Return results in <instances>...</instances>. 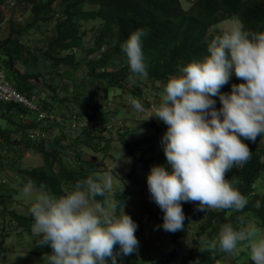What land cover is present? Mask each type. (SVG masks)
Wrapping results in <instances>:
<instances>
[{"label": "trees", "instance_id": "16d2710c", "mask_svg": "<svg viewBox=\"0 0 264 264\" xmlns=\"http://www.w3.org/2000/svg\"><path fill=\"white\" fill-rule=\"evenodd\" d=\"M15 3L24 5L23 11L29 12L30 17L28 22L22 25L14 20L6 23L0 14V29L2 24L5 25L4 31L0 33V68L5 70L9 82L21 93L28 96L39 95L42 110L69 116L76 112H72L70 108L69 113L57 111L56 108L62 101L42 87L40 90L32 81L41 78L43 74H60L58 68L63 66L71 68V72L67 74L71 77L73 71L76 73L82 66H87L89 80L102 90L103 94L99 99L97 94L93 93L88 100L90 91L86 90L82 95L77 93L74 98L77 108L81 109L77 114L91 122V125L82 131L88 136L86 147L93 145L91 147L99 154L103 153L104 159L108 160L110 157L107 154L118 140L117 132H120L118 143H122L133 160L131 172L125 174L128 182L122 180L123 191L118 194L113 191L114 204L117 205L121 202L125 204L134 193L133 186L141 184L137 180L139 171L149 173L153 165H164L171 171V166L167 165L164 151L156 152L153 138L144 137L131 142L128 140V137L132 136L129 127L124 128L122 122L114 123L118 114H123L122 106L125 105V96L120 94L117 102L112 101L115 106L113 113L109 111V100L115 95V90L128 91L126 97L132 101L141 96L143 89L152 85L161 84L164 88L170 77L181 74L182 67L192 60L202 59L207 54L208 44L216 35L221 34L211 32V29L224 20L238 18L245 30L264 31V0H0V7ZM137 29L144 32L142 50L148 77L137 78L130 84L127 79L130 74L129 66L121 44ZM50 31L52 34L48 35ZM34 33H42L43 37H47L39 41H23L28 39V36L36 35ZM88 36L92 38L90 41L86 40ZM39 44H44V48H40ZM75 48L86 51L82 62L77 57L78 52L73 51ZM42 60L46 73L30 69ZM23 67L26 70H23ZM242 82L244 81L237 79L233 74L229 82L221 88V92L230 93L233 84ZM73 84L72 88L75 90V82ZM214 99L216 108L219 109L222 106L219 97ZM141 103L143 104L142 101ZM0 120L9 124L3 127L0 122V137L6 141L4 144L7 148L8 144L23 142L29 150L42 154L44 159V166L16 170L13 177L0 174V215L8 217L7 223L0 221V237L11 235V228L14 227L18 234L26 231L33 235L31 215L6 209L8 201L19 192L16 185L23 186L31 181L37 188L43 184L54 194L61 195L63 187L90 175H102L105 171L101 172L97 170L96 165L82 160L81 155L76 152L80 143L79 135L73 136L62 122L52 121L50 118L40 121L36 111H29L22 105L15 104H2ZM25 121L29 124L24 125ZM144 125L157 127L149 122ZM37 133L42 134L39 137ZM45 134L48 135L47 139L42 138ZM263 137L264 134L258 135L255 143L245 140L252 153L250 161L242 167L234 166L225 175L226 179L238 181L234 186L249 201L245 209L242 212L213 209L197 211L196 203L182 202L185 213L184 230L168 232L172 248L168 252L160 249L162 258L157 264H194L197 259L200 264H218L229 254L221 252L218 247V233L224 224L231 223L239 229L241 226L237 217L243 216L245 220L253 217L258 226H264V194L259 192L264 189V146H260ZM2 148L5 147L0 144V161L9 154L8 152L4 155ZM100 164L104 166L103 162ZM116 209L121 211L119 207ZM163 216L156 220L163 224ZM192 226H195L192 248L182 257L183 239L189 235ZM153 234L154 231L151 230L147 237ZM202 237L209 241L207 248L200 245ZM212 243H216L215 248L211 246ZM114 250L119 251V245H116ZM52 251L50 246H45L42 251L34 252L43 254ZM124 257L119 256L117 264H123ZM226 264L238 263L232 260ZM244 264L254 262L249 259Z\"/></svg>", "mask_w": 264, "mask_h": 264}, {"label": "clouds", "instance_id": "9594fccd", "mask_svg": "<svg viewBox=\"0 0 264 264\" xmlns=\"http://www.w3.org/2000/svg\"><path fill=\"white\" fill-rule=\"evenodd\" d=\"M143 35L137 29L121 44L130 84L148 77ZM206 51L202 59L192 60L180 69V75L169 78L148 117L168 126L161 144L171 171L153 165L147 176L150 198L164 213L158 227L165 232L184 230L182 202L196 203L197 211L235 212H242L249 203L234 186L238 181L225 175L250 161L252 153L244 141L255 143L264 134V31L245 30L236 22L216 35ZM233 74L244 82L222 93ZM214 97H219V109ZM131 104L139 113L146 111L139 99ZM113 180L111 171L90 175L63 187L61 195L43 184L37 189L31 181L23 186L25 197L34 201L29 212L37 244L53 250L48 256L50 264H109V258L117 264L119 256L138 252V224L122 202L111 203ZM117 207L121 209L118 215ZM237 220L244 225L243 216ZM116 245L119 251L114 250ZM200 245L207 248L209 241L202 237ZM211 246L215 248L216 243ZM238 246L250 249L254 264H264V234L251 222L239 229L231 223L221 227L219 250L233 254ZM194 264H200L199 260Z\"/></svg>", "mask_w": 264, "mask_h": 264}, {"label": "rangeland", "instance_id": "374dc122", "mask_svg": "<svg viewBox=\"0 0 264 264\" xmlns=\"http://www.w3.org/2000/svg\"><path fill=\"white\" fill-rule=\"evenodd\" d=\"M23 7L24 5H17L16 3L15 5L1 6V17L4 18L6 23L14 20L15 22H18L22 25L26 24L29 20L30 14L29 12L24 13ZM236 22L242 24V22L238 18L224 20L219 25L212 28L211 32L222 33L223 30L230 28ZM4 29L5 25L2 24L0 33H2ZM51 34L52 32L50 31L48 35ZM44 37L42 33H37L36 35L28 36V39L25 38L23 39V41L28 42L30 39L39 41L41 39H44ZM91 39V36H88L86 38V40L88 41H90ZM38 46L40 48H44V44H39ZM85 55L86 51L82 52L81 50H79L77 55L79 61L82 62ZM43 61L44 60H42L39 64L32 65L30 69H33L34 72H37V70H41L46 73V66ZM22 69L26 70L24 69V67ZM70 69L71 68H67L66 66L60 67L58 68L60 74H52V72L50 75L43 74L41 75V78H36L32 81V83L39 89L40 87L44 88L53 97L62 101V104L58 105V107L56 108L57 111L62 113H69L70 108L72 112L80 113L81 109L77 108L78 105L74 101L75 95H77V93H79V95H82V93H85L86 90H89L90 95L88 100H90V97L93 93L97 94L98 98L100 99L103 92L102 90H99L96 85H93L89 80L87 66H82L81 69H79L76 73L73 71V76L68 77L67 74L71 72ZM53 70L54 69H52V71ZM73 82H75V90H73L72 88V86L74 85ZM65 86L67 87L65 88ZM162 90L163 85H152L148 88L143 89V93L141 94V96H137V99L143 102V106L146 109L144 113H139L132 107L131 100H128V98L126 97L128 91L123 90L122 92H119L115 90V95L113 94L112 99L109 100V111L113 113L115 107L113 102H117V100L120 98V94H122V96H125V99H122L125 103V105L122 106V108L124 107L123 114L121 115L120 112L118 114V117L115 118L114 123L121 124L122 122L124 123V128L128 129L129 127V130L132 131V136L128 137V140H130L131 142L144 137H148L151 139L153 138V144L156 146L157 153L163 151L161 140L166 133L168 126L163 121H160L155 117H152L150 119H148V117L153 114L152 106L159 104ZM50 102L52 103L53 101L51 100ZM0 122L3 127L9 126V124H7V121L0 120ZM145 122L154 123L155 125H157V127H145ZM26 124H29V122L25 121L24 125ZM117 130L118 128H116V131ZM75 133L76 136L79 135L78 141L80 142L78 144L79 147L77 145L78 150L76 147V152L78 151L77 153L81 155V157L83 158L82 160L85 163H92L96 165L98 167L97 170L101 172L111 171L114 178L113 191L115 190L114 192L117 194L122 192L124 189V183L122 182V180L128 182V177L125 176V174L131 172L133 168V160L129 156L128 151L122 145V143H118L121 138L120 132H117L118 140L114 143L112 150L109 151L110 153L108 152L109 154H107V156L112 158V160H110V158L108 160L104 159V154H99L97 151H95L94 148L91 147L93 145L89 144L86 147L88 136H86L82 132V130ZM14 136L16 139V134ZM0 140L4 139L0 137ZM4 142L6 141L4 140L0 142L1 146L5 147L2 148V152L4 155L8 152L9 154H6L5 158L1 159L0 161V174H6L8 177H13V173L16 172V170L31 169L44 166V159L42 154L34 150H29V148H27L25 144H23V142L19 144H8L9 148L6 147V144H4ZM90 143L96 144V142ZM260 146H264V137L261 141ZM15 159H18V161H9ZM14 162L17 163L15 164ZM101 162H103L104 166H101ZM148 174L149 173H145L142 170L139 171L137 180H139V183L141 184H139V186H133L135 187V189H133L134 193L124 204L125 212L130 214L133 220L138 224L136 233H138L137 238L140 242V245L138 252L124 257L123 264H157L162 258L160 256V249L168 252L172 248L170 240L168 239L169 233L165 232L162 227H158L162 225V223H160L156 219L158 217H162L164 213L159 208V206L150 198V193L147 185ZM123 176L125 177L123 178ZM23 186H21V184L18 185V187L17 185L15 186L19 192L11 201H8V203L6 204L7 207H5L7 210L14 209L19 213L26 214L28 216L31 215L29 212V208L34 201L33 197H25V195L23 194ZM259 192L264 194V189L259 190ZM114 199L115 197L112 196V204H114ZM115 211L117 215L120 213V211H118L117 209H115ZM247 217H249L248 214ZM243 218L244 225H241L239 222L240 226H245L249 222H251L260 229L261 234H264V226H258L257 222H255L256 220L253 219V217L246 220L245 217ZM7 220V216L4 217L0 215L1 222L7 223ZM11 229V235L5 236L3 238L0 237V264H50L48 256H50L52 252L43 254H36L34 252L42 251L45 248V246L41 247L37 244V240L39 238L36 240V236L31 235L26 231L18 234L15 227ZM151 230L154 231V234L151 237H147L149 236L148 234L151 232ZM194 238L195 226H192L189 235L183 239V249L181 253L182 257H185L188 251L192 248V239ZM244 253L245 255H242ZM249 253L250 249H248L247 247L238 246V251L236 253H229L228 255H226V258H223V260H221V262L218 264H226L232 260L236 261L238 264H244L250 259Z\"/></svg>", "mask_w": 264, "mask_h": 264}, {"label": "built area", "instance_id": "2783aa9c", "mask_svg": "<svg viewBox=\"0 0 264 264\" xmlns=\"http://www.w3.org/2000/svg\"><path fill=\"white\" fill-rule=\"evenodd\" d=\"M42 103L39 99V95L33 94L32 96L25 95L21 93L15 85L9 82L6 73L3 69L0 68V109L1 104H17L22 105L25 109L30 111H36L39 116L40 121L50 118L52 121L62 122L68 132H72V135L75 136L77 131L88 128L91 125V122L88 121L85 117L75 113L70 114L69 116L56 115L55 113H48L41 109L40 104ZM38 136L42 133H37ZM36 134L33 136L35 137ZM48 135H43V139H47Z\"/></svg>", "mask_w": 264, "mask_h": 264}, {"label": "bare ground", "instance_id": "6f19581e", "mask_svg": "<svg viewBox=\"0 0 264 264\" xmlns=\"http://www.w3.org/2000/svg\"><path fill=\"white\" fill-rule=\"evenodd\" d=\"M41 98V97H40ZM43 99V98H42ZM2 105V104H1ZM17 105V104H16ZM43 107V106H42ZM30 111V110H29ZM46 111V110H45ZM32 113V112H31ZM37 116H38V114H37Z\"/></svg>", "mask_w": 264, "mask_h": 264}]
</instances>
